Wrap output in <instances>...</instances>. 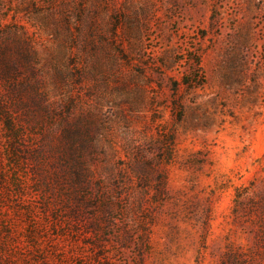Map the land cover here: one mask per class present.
<instances>
[{"label": "rangeland", "instance_id": "rangeland-1", "mask_svg": "<svg viewBox=\"0 0 264 264\" xmlns=\"http://www.w3.org/2000/svg\"><path fill=\"white\" fill-rule=\"evenodd\" d=\"M0 264H264V0H0Z\"/></svg>", "mask_w": 264, "mask_h": 264}]
</instances>
